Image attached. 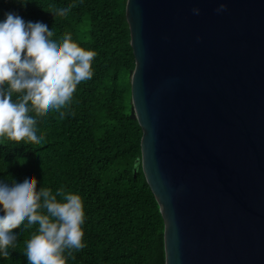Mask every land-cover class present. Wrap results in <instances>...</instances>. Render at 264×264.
Here are the masks:
<instances>
[{
  "label": "water",
  "instance_id": "obj_1",
  "mask_svg": "<svg viewBox=\"0 0 264 264\" xmlns=\"http://www.w3.org/2000/svg\"><path fill=\"white\" fill-rule=\"evenodd\" d=\"M125 19L165 264H264V0H126Z\"/></svg>",
  "mask_w": 264,
  "mask_h": 264
},
{
  "label": "trees",
  "instance_id": "obj_2",
  "mask_svg": "<svg viewBox=\"0 0 264 264\" xmlns=\"http://www.w3.org/2000/svg\"><path fill=\"white\" fill-rule=\"evenodd\" d=\"M64 2L73 3L69 12L55 10ZM125 2L0 0V18L8 11L25 20L43 15L56 24L57 34L70 31L97 53L92 79L81 81L73 94L74 115L42 113L43 141L0 140V175L32 172L37 190L63 186L80 194L86 247L74 250L66 264H165L163 220L141 168V128L129 116L134 56ZM13 227L17 242L10 245L11 255H0V264H28L23 252L31 229L22 222Z\"/></svg>",
  "mask_w": 264,
  "mask_h": 264
},
{
  "label": "clouds",
  "instance_id": "obj_3",
  "mask_svg": "<svg viewBox=\"0 0 264 264\" xmlns=\"http://www.w3.org/2000/svg\"><path fill=\"white\" fill-rule=\"evenodd\" d=\"M72 7L64 2L55 10L67 13ZM225 8L221 2L216 10ZM96 55L76 42L70 31L57 34L56 24L43 15L25 20L5 12L0 18V140L28 136L43 141L42 113L55 111L60 119L74 115L73 94L81 81L92 79ZM36 186L32 172L0 175V255L12 254L10 245L18 235L13 226L22 222L24 229H31L23 252L28 264H66L74 250L86 247L82 198L63 186L55 192Z\"/></svg>",
  "mask_w": 264,
  "mask_h": 264
},
{
  "label": "rangeland",
  "instance_id": "obj_4",
  "mask_svg": "<svg viewBox=\"0 0 264 264\" xmlns=\"http://www.w3.org/2000/svg\"><path fill=\"white\" fill-rule=\"evenodd\" d=\"M131 101V100H130Z\"/></svg>",
  "mask_w": 264,
  "mask_h": 264
}]
</instances>
